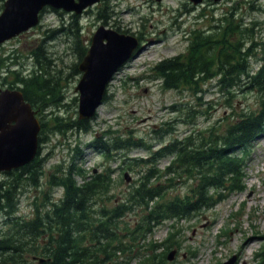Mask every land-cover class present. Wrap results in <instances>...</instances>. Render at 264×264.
Segmentation results:
<instances>
[{"label":"trees","instance_id":"obj_1","mask_svg":"<svg viewBox=\"0 0 264 264\" xmlns=\"http://www.w3.org/2000/svg\"><path fill=\"white\" fill-rule=\"evenodd\" d=\"M98 11L97 19L107 24L111 16L108 3L103 2ZM237 13L231 11L210 28L193 29L188 35L187 52L152 68V76L161 80L163 88L187 90L194 98L204 91V84L216 80L219 92L232 108L231 115L206 128H197L194 116L205 117L208 110L187 108L191 119L185 123L194 129L155 151L132 135L111 141H101L96 136L95 146L109 159L114 158V150L141 146L151 150L146 157H136L129 163V169L141 166V175L121 201L113 204L109 202L114 196V169L108 167L88 175L79 166L83 151L75 146L71 148L72 161L58 163L48 173V190H42L43 196L33 202V216L23 218L18 215L21 193L28 186H42L46 159L40 158V146L33 162L19 171L7 172L0 181V216L11 219L12 225L0 231V264H131L133 260L137 264H168V251L179 244L174 239L175 232L171 230L162 242L152 241L149 235L168 222L174 229L180 220L245 191L251 148L264 133V40L261 32L255 30L259 23H245L243 18L235 17ZM70 24L81 62L88 45L81 33L80 15L72 14ZM32 54L37 68L25 76L10 70L14 79L3 80L10 87L19 83L25 99L40 115V144L46 142L48 133L88 132L92 119L81 120L75 113H46L66 105L63 85L61 77L50 70L53 61L45 43ZM4 63L0 58V68ZM79 64H75L76 71ZM241 92L256 95L255 110L238 111L232 105V97ZM77 101L75 97V105ZM173 107L184 112V108ZM166 131L169 130L162 129L159 135ZM164 158H170V162L160 168L159 162ZM180 186L185 187L184 192ZM55 189H62L59 199L53 196ZM130 214L136 217L133 222L126 219ZM118 254H124V260H118ZM33 256L44 257L45 261L35 262ZM258 256L257 264H264V251Z\"/></svg>","mask_w":264,"mask_h":264},{"label":"rangeland","instance_id":"obj_2","mask_svg":"<svg viewBox=\"0 0 264 264\" xmlns=\"http://www.w3.org/2000/svg\"><path fill=\"white\" fill-rule=\"evenodd\" d=\"M105 1L111 11L106 22L108 26L140 37L145 47L114 75L106 89V100L97 108L88 132L73 130L65 135L47 134L40 153V158L46 159L40 180L42 186L24 189L20 196L18 215L26 218L33 216V202L43 196L42 190H48V173L58 163L71 162V148L75 146L83 151L79 166L88 175L108 167L114 169L111 176L114 181L111 193L114 196L109 204L121 201L123 194L131 189L141 175L142 167L136 165L135 169H129V163H133L132 159L136 157H146L151 150L145 146L114 150V158L109 159L95 146L96 136L101 141H111L132 135L136 139H143L155 151L175 137H182L194 129L185 123L191 119L187 115V108L208 110L205 117L194 116L197 128H206L231 115L232 108L219 92L216 80L204 84V91L194 98L187 90L163 88L161 80L152 76V68L157 63L187 52L188 35L193 29L210 28L219 23V18L237 10L236 18H243L245 23L252 20L259 23L255 30L261 32L260 37L264 40V0H204L199 4L191 0H104L80 16V25L83 27L81 33L87 45L102 24L97 14ZM2 10L0 7V14ZM71 22L70 12L60 15L47 11L43 14L41 25L5 42L0 47V57L6 59L4 68L0 70V87L9 85L3 78L8 76L9 81L14 79L9 69H15L20 76H25L37 68L32 51L44 42L53 61L50 70L61 77L66 103L64 107H53L46 113L78 115V101L75 105L73 99L78 97L75 88L82 73L75 70V64L80 63V59L74 35L70 31ZM231 102L238 111L255 110L258 105L256 95L246 92L238 93ZM173 106L184 108V112L175 111ZM172 127L173 130H170ZM162 129L169 131L160 136ZM249 160L245 191L233 193L215 207L180 220L174 229L168 222L149 235L152 241L162 242L171 230L175 232L174 239L179 244L168 251V254L176 251L168 264L258 263L257 254L264 251V133L252 145ZM169 162L170 158H164L159 162V167L163 168ZM5 177L2 174L0 181ZM79 180L82 182V179ZM179 188L184 192V186ZM61 195L62 189L53 190L55 199ZM126 219L133 222L136 217L130 214ZM1 220H6L3 215L0 216ZM251 242L254 243L250 247ZM118 256H121L118 260L125 258L124 254ZM131 264H137V260Z\"/></svg>","mask_w":264,"mask_h":264},{"label":"water","instance_id":"obj_3","mask_svg":"<svg viewBox=\"0 0 264 264\" xmlns=\"http://www.w3.org/2000/svg\"><path fill=\"white\" fill-rule=\"evenodd\" d=\"M102 0H6L0 14V44L28 31L40 22L45 6L81 14ZM199 4L204 0H191ZM219 1V0H213ZM132 34L101 25L94 32L90 46L79 64L82 76L75 88L79 94L78 116L81 120L95 116L104 102L106 89L114 75L144 47ZM22 90L0 89V174L31 163L39 152L40 119ZM129 181L128 174H125ZM175 250L168 254L172 260ZM39 262L45 258L34 256Z\"/></svg>","mask_w":264,"mask_h":264},{"label":"flooded vegetation","instance_id":"obj_4","mask_svg":"<svg viewBox=\"0 0 264 264\" xmlns=\"http://www.w3.org/2000/svg\"><path fill=\"white\" fill-rule=\"evenodd\" d=\"M5 1L6 0H0V7L2 8V9H4V5H5ZM52 7H49V6H45L41 11H40V14H39V17H40V20L42 19V17H43V14L45 13V12H47V11H54L53 10V8L51 9ZM3 11V10H2ZM2 13V12H1ZM41 25V24H40ZM139 38V40H140V44H139V46H138V48H137V50L138 49H140L141 47H143L144 46V44L145 43H143V41L141 40V38L140 37H138ZM0 47H2V46H0ZM136 50V51H137ZM6 78H8V80H9V77L7 76ZM3 79H5V78H3ZM2 79V80H3ZM4 88H16V87H10V85H5L4 87H0V89H4ZM38 115V117L40 118V116H39V114H37ZM41 131H42V129H41ZM41 131H40V136H41ZM5 173V172H4ZM23 218H26V217H24L23 216ZM10 226H12L11 225V219H6V220H1L0 221V231L1 232H3V231H5L8 227H10ZM44 243H45V241H44ZM33 261H35V262H37L36 260H34L33 259Z\"/></svg>","mask_w":264,"mask_h":264},{"label":"bare ground","instance_id":"obj_5","mask_svg":"<svg viewBox=\"0 0 264 264\" xmlns=\"http://www.w3.org/2000/svg\"><path fill=\"white\" fill-rule=\"evenodd\" d=\"M251 238V237H250ZM250 241V240H249ZM254 243V242H253ZM252 242L251 243H249V246L251 247L252 246V244H253Z\"/></svg>","mask_w":264,"mask_h":264}]
</instances>
